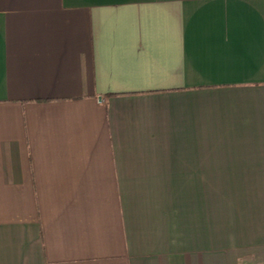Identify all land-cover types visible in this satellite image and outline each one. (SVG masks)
I'll return each mask as SVG.
<instances>
[{"label":"crops","instance_id":"crops-1","mask_svg":"<svg viewBox=\"0 0 264 264\" xmlns=\"http://www.w3.org/2000/svg\"><path fill=\"white\" fill-rule=\"evenodd\" d=\"M0 264H264V0H0Z\"/></svg>","mask_w":264,"mask_h":264}]
</instances>
